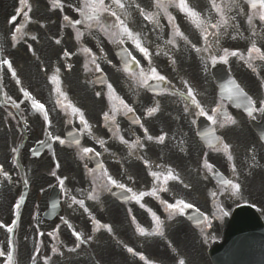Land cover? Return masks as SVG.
Here are the masks:
<instances>
[{"label": "snow or ice", "instance_id": "snow-or-ice-1", "mask_svg": "<svg viewBox=\"0 0 264 264\" xmlns=\"http://www.w3.org/2000/svg\"><path fill=\"white\" fill-rule=\"evenodd\" d=\"M134 3V0H133ZM210 4V12L208 16H203L201 11H198L196 8L190 6L188 0H153V7L156 9L163 11L164 14L167 16L169 23L172 25V35L173 39H170L167 41V43L176 45L175 37L182 38L186 43H190L191 41L188 40V37L184 35L183 32H181L180 27L175 23V16H173L168 9L170 7L177 8L181 13L185 15V17L191 21V23L200 31V38L204 40V47L198 48L195 44H192V47L195 49L197 53L200 52H207L209 53V56L213 63L219 59L223 63L229 62V57H236L237 59L243 61L249 69L253 73H256L259 75L258 67L264 65V49L262 47L257 45V42L255 39L251 40L250 46L247 48L246 53L239 51V49L230 50L229 48H222L221 47V39L223 36L228 34V30L230 28L237 29L238 26L232 23L236 19L237 16L244 15L246 17L247 24L250 26L252 37H257L259 33L256 29V22L258 21L261 25H264V0H209ZM242 5H247L248 10L245 11V8ZM132 5L126 4L125 0H110V2L106 3V0H80V4L78 7H76V11L80 14L81 17H83V20L81 19H75L71 20L67 15L63 17V19L70 24L73 25H81L84 24L86 29L91 30L94 27H99L102 32H104L106 35H108L110 38H114L118 40L120 43H123L125 41V38L128 40H131L133 45L136 49L139 50L140 53L144 55V57L148 58V64L149 68L147 71L144 69H141L138 74H133V80L135 81L136 85L139 87L149 86L150 80H159L164 81L166 77L164 75H161L160 72L155 68L152 67V61H151V54L147 47H145L141 40V35L139 32H135L132 30V28L129 27V24L126 23V19H123L122 16L127 18L130 16V13L128 12V8ZM51 7L53 9H60L63 10L64 3L62 0H51ZM135 8L139 10V14L144 17L145 20L155 23L157 26L159 25L158 17H159V11L157 12H149L146 11L143 7H141L139 4H135ZM32 11L31 5L29 3V0H19V7L17 8V15H13L9 23L15 24L17 21V16L22 15L25 22H30L31 17L29 13ZM212 13H215V19L213 18ZM231 13H235L234 15H230ZM104 14L111 15L115 18L116 23L112 24L111 27H106L102 23V17ZM43 27V25H41ZM24 25L23 24H17L14 28V30L11 33V46L15 47L25 36L28 35L26 31H23ZM84 35L83 32L77 31V38H80ZM237 35H240L239 32H237ZM212 37L210 40L209 38ZM31 39L35 41L37 37L35 35L31 36ZM232 39H236V36H232ZM56 44H60L61 40L56 39ZM29 51H32V46L28 45ZM85 53L89 54L91 56V63L96 66V70L99 71L100 67L96 62V57L94 54L91 53L90 49H84ZM213 51L218 52V56L213 54ZM33 55H35V52L33 51ZM63 55L65 57L70 56V53L65 50ZM131 55V54H129ZM167 55V53H165ZM38 59V57H37ZM131 60L137 64H139V61L136 60L135 56H131ZM257 62H260L258 65ZM126 67L125 71H129L130 65H128V62L125 61ZM175 63V61H173ZM7 68V70L10 72L11 77L15 80L17 84H21V80L19 79L17 75V71L13 67V62L11 59H9L7 56L4 55V48L0 46V68ZM87 67V65H85ZM59 72L60 69H56V74L51 76V81L56 85L55 92L57 93V100L56 104L62 108H64L66 111L70 110V114L72 116H76L79 118L80 123L84 126V129L87 130L89 133H91V125L89 124L88 120L85 118V113L77 106L72 104L70 101H68L67 95L65 92L61 90L60 87V79H59ZM184 85L186 86V93L185 95L190 98L191 102L196 105V107L200 110L201 115H206L203 107H201L200 102L197 100L195 90L193 87L189 85V82L187 80L183 81ZM264 86V84H262ZM109 91H110V100L113 99V95L115 92V89L113 88L112 84L107 85ZM223 91L227 94V98L229 100H235L238 102V106L243 105L245 111L247 112V115L249 117H252L255 113L259 112L260 114H264V98L256 100L254 99L245 89L241 86L240 83L237 82L235 79H231L223 86ZM20 92L23 94V96L31 101V109L42 113L45 123L51 127L52 120L49 117V112L46 110V106L44 103L37 100L27 89L21 87ZM97 96H100L101 93L97 92ZM4 97L6 101H10L16 109L20 108V103H18L16 100H14L11 96L7 95V93H4ZM115 100L119 101V104H113L111 109V115L109 112H105L104 119L111 121L113 124L116 121V115L121 111L125 110V114L132 113L134 109L130 107L123 99H121L118 96L114 97ZM223 104L220 103L217 105V107L212 109V113L214 115H208V119L213 122V124H218L220 128H225L226 126H235L237 125L238 121L231 115H229L227 112H222ZM185 111H188L187 106L184 109ZM159 111V103L157 102L155 106L150 107L147 109V115L153 116ZM134 123H140L139 119H136ZM141 127L143 128L144 125L141 124ZM115 132H119L118 126L115 129ZM144 134L148 141L155 140L156 142L163 144L166 139V134H161L156 137H153L152 135L148 134V129L144 128ZM212 138L218 143L212 144V146L216 150H220V146L222 145V150L226 154L227 159L229 161H233L234 157L232 154L231 145L228 143H225L222 139L215 136V130H213V133L211 134ZM53 139L57 140L61 145L65 144V140L61 139L59 136L53 137ZM118 139L121 140L122 143L128 145V141L125 140L122 136H118ZM75 143L79 145V140H76ZM99 143L103 146L105 141L100 140ZM210 143L212 141L210 140ZM137 145L140 147H144V145L140 144L139 138H137L136 141H134L131 145H129L130 148H134ZM183 151V149H181ZM13 152L17 151V149L13 148ZM94 149L89 147H83L81 150V159H83V156L89 153H93ZM96 155H99L97 152ZM253 162L255 161V155L252 156ZM148 162L145 161V164ZM59 163H57L56 167L59 168ZM87 167V165H86ZM101 169H103L102 177H98L97 180L93 181V188L88 193L87 199L89 200H98V189L100 188H107L108 185L115 186L119 189H124L126 192L131 194V199L135 200L138 204H140V207H145L144 204L141 203V200L145 196H153L156 198H159L158 193L161 191H168L167 184L170 180H176L183 183L182 180H180V177L178 174L174 172L173 169L168 168L166 173L165 172H157L152 171L150 172V175L159 183L158 186H153L151 191L144 192L141 191L139 193L133 191L131 187H127L125 184L120 183L117 179H114L107 171V169L103 168V165H99ZM203 167L208 171L212 172L215 175H220L219 173H215L214 166L208 162L207 159L203 161ZM232 173L233 178L232 179H224L221 178V184H222V192L229 194L231 197H239L242 194V183L240 181V173L237 170V166L235 163L232 164ZM89 171H94L92 169H89ZM53 176L56 175L55 172L52 173ZM0 176H3L5 180H11V176L7 171L4 170L3 166L0 165ZM132 177H129V180H131ZM107 181V183H104V181ZM99 181V183H97ZM61 185L64 184V180L60 181ZM185 188H189L190 185L184 184ZM212 197L215 198L217 196L216 192L211 193ZM72 203L79 205L81 208H83L85 211H88V209L85 207V201L83 199H76L75 197L71 198ZM161 204L165 206L166 211L168 212V219L171 220L175 214L183 215L186 209H193L195 208L194 204L190 202H186L184 199H177L174 203H169L166 200H161ZM21 203L17 202L14 205L15 208V215L19 217L20 215V209H21ZM197 212V215L193 218L197 224H205L208 223V217L204 216L203 213H200L199 209H195ZM130 211V210H129ZM148 212L151 214L152 220L154 222V227L151 231H147L144 227H141L137 225V231L141 235H147V236H165V222L156 214V212L152 211L151 209H148ZM222 212V209H221ZM224 215H227V213H223ZM133 222H135V217H132ZM93 223L96 226L95 231H99L101 228L106 229L109 233H112L113 229L109 224H102L99 220H96L94 217H92ZM65 224L68 225L69 228H72V225L68 223V221H64ZM16 224V221L14 220L12 222V225H4L3 223H0V228H6L7 232L13 233L14 232V225ZM210 227V224H209ZM72 234L75 236V241L77 242L75 247L70 248L69 251H75L76 248L80 247L81 244L89 242L93 239L91 235H89L86 239L83 237V234L79 231H76L73 229ZM40 235H43V233H40ZM49 235H52L49 233ZM9 243L11 244L12 241L9 240ZM127 252L131 253L133 256H139V258L143 261H145V264H153L152 261L147 260V258L142 253H137L134 251L132 247H129L127 245H124ZM37 253L39 252V248L36 249ZM58 251L57 248H53L52 252L56 253ZM6 260L4 261V264H17L16 257H15V251L14 250H8L5 252L4 250H0V257H5ZM33 264H35L36 257H32ZM45 264H47V259L45 261ZM176 264H187L186 260L184 258H178L176 261Z\"/></svg>", "mask_w": 264, "mask_h": 264}, {"label": "flooded vegetation", "instance_id": "flooded-vegetation-1", "mask_svg": "<svg viewBox=\"0 0 264 264\" xmlns=\"http://www.w3.org/2000/svg\"><path fill=\"white\" fill-rule=\"evenodd\" d=\"M200 11V8H199ZM176 24L180 27L181 32L184 33L185 36L188 37V40L191 41L192 44H195L196 47L200 48V36H198V33L196 31V27L194 25H187L184 22L181 23L180 21H177ZM152 29V27L148 28ZM159 29L161 30V34L163 36H153L147 39L148 37L143 36L142 41L145 40V45L149 43H158V44H165L166 47H155L151 48L150 52L151 56L159 57V55L163 56L168 62L173 63V61H176L178 65H180V61L184 59L185 57H188L189 55L195 56L198 53L195 51V49L192 47L191 49L183 48V45H186L187 43L180 37H175L176 45H172L167 43L168 40L173 39L172 35V25L169 22L162 23L159 26ZM159 33V32H157ZM156 33V34H157ZM80 39L84 41L81 37ZM85 42V41H84ZM86 43V42H85ZM86 45H93V43H86ZM84 46V45H83ZM84 49L86 47L84 46ZM167 53V55H165ZM132 55L136 57V60L139 61V64L137 65L136 70L128 74L127 78L125 79L127 82L130 81V85L132 88V105H130L129 100H127V104L134 109L133 113L135 116L140 120V123L138 126H132L130 125L126 119L125 116V110H121L118 114L120 115L117 120V126L119 128V132L117 133L118 136H122L125 140L128 141V144L131 141H136L137 138H139V141L141 143V137H145L144 134V128L148 129V134L152 135L153 137H156L161 134H166L165 142L162 144L165 151L170 153L173 149V140L177 141H183L184 144L187 140L188 136H193L192 133L189 132L188 124L186 125V121L184 120V115L180 111V108H173L168 100L166 99L165 94L156 96L152 95L148 92L147 87H139L136 85L135 81L133 80V74H138L141 69H144L145 71L148 70L149 64H148V58L144 57L142 53L139 52L138 49H134L132 52ZM80 58L75 56V62L72 65V67H68L67 70H75L77 67H82L87 65L85 67V70L87 72H91L94 69V65L90 62L91 56L87 53H80ZM161 75H164L167 77L168 73L166 70H160L159 71ZM74 79V74L68 75L65 82L70 83ZM30 86H33V84H30ZM200 87V84H199ZM171 90L174 91V87L170 84L167 88L168 97H172ZM71 94L73 95L72 100L70 101L75 106L79 107L84 113L85 116L87 115V112L85 110L87 106V97L81 95L80 92L77 91H71ZM120 98L125 101V96L122 93V91H119ZM184 99V106L188 108L191 112H195V117L193 119L194 121V130L196 132L197 125H196V119L198 116H200V110L196 107L195 104L188 101L187 96H180ZM159 103V111L153 115L148 116L147 115V109L150 107H153L156 105V103ZM220 101H217L216 104H220ZM78 104V105H77ZM216 106H211L208 108V113L211 115H214L212 113V109ZM188 112V111H187ZM228 114L233 116L237 121V125L235 126H226L225 128H220L218 124H213V122L210 120L214 128L217 130L218 137L222 139L224 142H228L230 140H233V143H231V149L233 154V161H229L227 159L226 154L222 151L221 146L220 150L209 149L206 150L202 145L201 148L204 151L203 158L204 160L207 159L210 164L214 166V168H217L224 174H231L232 173V164L235 163L237 166V170L240 173V181L242 183V186L245 184L255 181V180H264V148L261 146V144L258 142L256 135L251 131L248 123L246 122V119L237 118L235 110L229 108ZM65 115L67 121L74 124L76 127L79 128L80 121L79 118L76 116H72L70 114V110H65ZM181 117H178V116ZM240 121V123H239ZM141 124L144 125V127H141ZM116 126V127H117ZM107 135V134H105ZM93 138V137H92ZM147 139V138H146ZM118 144V151L123 152L124 149L126 150L127 145L122 143L120 139ZM197 143L200 147V141L198 138H196ZM154 141V140H152ZM93 142L96 144V142L93 139ZM146 147L151 148V144L145 143ZM103 147V146H102ZM139 147V145H137ZM153 149V148H151ZM162 147L160 149V152L164 150ZM255 155V161L253 162L252 156ZM181 167V166H178ZM206 170V169H205ZM206 173H209L206 170ZM261 188L264 190V182ZM258 199V197L256 198ZM6 210V208H5Z\"/></svg>", "mask_w": 264, "mask_h": 264}]
</instances>
